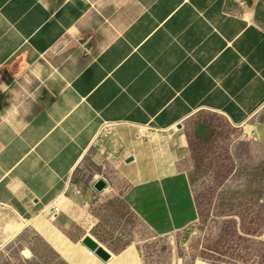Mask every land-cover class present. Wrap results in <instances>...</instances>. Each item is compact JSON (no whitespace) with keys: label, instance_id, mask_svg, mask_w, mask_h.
I'll list each match as a JSON object with an SVG mask.
<instances>
[{"label":"crops","instance_id":"obj_1","mask_svg":"<svg viewBox=\"0 0 264 264\" xmlns=\"http://www.w3.org/2000/svg\"><path fill=\"white\" fill-rule=\"evenodd\" d=\"M262 3L0 0V204L50 216L36 230L65 264H145L96 204L121 201L155 236L182 232L198 207L179 126L206 110L264 142V124L249 125L264 106ZM106 125L128 151L112 183L97 178L105 190L96 179L77 193L73 173ZM89 235L109 260L90 255Z\"/></svg>","mask_w":264,"mask_h":264},{"label":"rangeland","instance_id":"obj_2","mask_svg":"<svg viewBox=\"0 0 264 264\" xmlns=\"http://www.w3.org/2000/svg\"><path fill=\"white\" fill-rule=\"evenodd\" d=\"M257 122L264 124V106L249 125ZM183 125V167L197 202V221L182 232L155 236L114 199L96 204L101 221L109 224L107 232L118 237L123 232L127 242L140 249L145 264H264V142L251 136L250 127L233 126L206 110ZM139 131L146 129L125 133ZM121 137L117 126H104L98 147H92L73 173L72 181L82 192L100 176L112 183L116 163L128 151ZM50 218L26 219L24 227L8 237L9 224L22 220L0 204V264H65L36 230L37 223Z\"/></svg>","mask_w":264,"mask_h":264},{"label":"water","instance_id":"obj_3","mask_svg":"<svg viewBox=\"0 0 264 264\" xmlns=\"http://www.w3.org/2000/svg\"><path fill=\"white\" fill-rule=\"evenodd\" d=\"M183 127L184 126L182 124L179 126L180 129H182ZM131 161H133V158H129L128 160H126V163H130ZM107 186H108V181L103 177L97 179L94 182V188L100 192L105 190L107 188ZM83 242L88 246V248L92 252H94L101 259L107 261L111 258V254L108 251H106V249L102 245H100L99 242L96 241L90 235L85 237L83 239Z\"/></svg>","mask_w":264,"mask_h":264},{"label":"bare ground","instance_id":"obj_4","mask_svg":"<svg viewBox=\"0 0 264 264\" xmlns=\"http://www.w3.org/2000/svg\"><path fill=\"white\" fill-rule=\"evenodd\" d=\"M21 218V217H20ZM21 220L22 221H20V222H16V223H14V224H9V226H8V229H9V232H11V233H8V237H10L11 235H12V233H14V232H18L19 230H21L23 227H24V222L26 221V219H24V218H21ZM36 221V220H35ZM39 221H41V220H39ZM41 223V222H40ZM45 227H47V226H45ZM55 227V226H54ZM49 229V228H48ZM41 230V229H40ZM45 230V229H44ZM39 231V230H38ZM61 232V231H60ZM58 233V232H57ZM56 233V234H57ZM56 234H55V236H56ZM48 235V234H47ZM54 237V236H53ZM49 238V237H48ZM63 238V237H62ZM55 240V239H54ZM64 241V240H63ZM58 244V243H57ZM54 245V244H53ZM66 247V246H65ZM63 249V248H62ZM72 249V248H71ZM74 250V249H73ZM69 251V250H68ZM128 251V250H127ZM71 254H72V252H71ZM112 255V254H111ZM71 257V256H70ZM123 257V256H122Z\"/></svg>","mask_w":264,"mask_h":264},{"label":"built area","instance_id":"obj_5","mask_svg":"<svg viewBox=\"0 0 264 264\" xmlns=\"http://www.w3.org/2000/svg\"><path fill=\"white\" fill-rule=\"evenodd\" d=\"M147 131H139L138 132V135H137V139L139 140H142L144 138H147L148 137V134L146 133ZM76 192L77 193H81V190L79 188H75ZM57 212V209H54L53 213H56ZM90 255L93 256L94 255V252L90 251Z\"/></svg>","mask_w":264,"mask_h":264}]
</instances>
